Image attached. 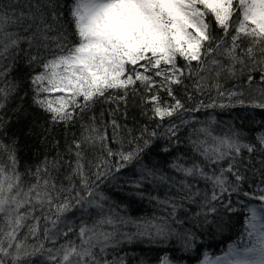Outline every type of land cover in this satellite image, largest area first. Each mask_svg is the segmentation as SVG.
I'll list each match as a JSON object with an SVG mask.
<instances>
[{"label": "snow or ice", "instance_id": "1", "mask_svg": "<svg viewBox=\"0 0 264 264\" xmlns=\"http://www.w3.org/2000/svg\"><path fill=\"white\" fill-rule=\"evenodd\" d=\"M237 107L264 112V0H0V264H264V119L197 116ZM30 109L45 154L21 170ZM238 213L251 244L213 258Z\"/></svg>", "mask_w": 264, "mask_h": 264}, {"label": "trees", "instance_id": "2", "mask_svg": "<svg viewBox=\"0 0 264 264\" xmlns=\"http://www.w3.org/2000/svg\"><path fill=\"white\" fill-rule=\"evenodd\" d=\"M239 15V13H237ZM215 27V26H214ZM24 75V71L21 70L17 76ZM233 82H228L226 87H231ZM12 105H9L11 108ZM25 108H28L27 99L24 104ZM110 104H98L95 108V113L99 116L100 111L104 109L111 108ZM119 115V114H117ZM198 118L201 121H208L212 117H214L217 121V125H213L214 128H220L226 130L228 126L233 125L235 122V127L237 128H246L251 129V121L249 120V116L252 119H263L264 112L260 110H249V109H241L239 107L228 110H214L211 111L210 114L201 112L197 114ZM8 118H10L11 122L7 126L8 136L5 137V141H9L12 137H16L19 142V156L21 159V170L24 167H33L38 164L44 157L45 149L42 147V143L39 139L38 132L40 130V126L45 123L44 117L37 113L35 109H30L29 111H25L23 116L19 113H13L12 111L8 112ZM133 118L140 123H145L146 118L140 115V111L138 108L129 106L128 120L126 123L131 125L133 123ZM105 119H107V113H105ZM78 127V126H77ZM77 128H73V131H76ZM57 138H61V132L58 130L56 132ZM111 135V130L109 129V136ZM183 135V133H181ZM63 143V140L61 141ZM111 143V142H110ZM112 147H116L115 144H111ZM54 154V150L49 152V155ZM163 195V193H160ZM131 214L133 216H137L143 213L151 214L153 211L152 206L148 205L146 202L144 204H134L130 209ZM239 216V227L234 228L231 232H225L223 236L217 235L215 239H205L204 240V249L209 251L213 258L217 255H223L224 251L228 249L230 244H235L236 247L242 249L245 245H250L251 241L247 237L244 228V221L247 216V213H238L235 214ZM78 219V217H77ZM164 249H152L150 252L151 258L155 260L156 256L160 251ZM140 252L144 251V249H140ZM139 254V252L137 253ZM174 256H179L181 253L173 252ZM197 261L196 255H192L190 257H186L183 261H180L179 264H194Z\"/></svg>", "mask_w": 264, "mask_h": 264}, {"label": "rangeland", "instance_id": "3", "mask_svg": "<svg viewBox=\"0 0 264 264\" xmlns=\"http://www.w3.org/2000/svg\"><path fill=\"white\" fill-rule=\"evenodd\" d=\"M263 119H264V117H263Z\"/></svg>", "mask_w": 264, "mask_h": 264}]
</instances>
